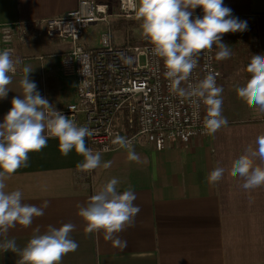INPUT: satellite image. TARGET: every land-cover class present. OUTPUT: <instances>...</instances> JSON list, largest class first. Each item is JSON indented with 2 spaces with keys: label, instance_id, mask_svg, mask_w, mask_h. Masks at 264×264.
<instances>
[{
  "label": "crops",
  "instance_id": "crops-1",
  "mask_svg": "<svg viewBox=\"0 0 264 264\" xmlns=\"http://www.w3.org/2000/svg\"><path fill=\"white\" fill-rule=\"evenodd\" d=\"M78 2L0 0V24L61 16L76 8ZM223 2L234 17L254 29L257 55H264V0ZM192 11V17L204 15L202 7ZM113 22L117 26L126 24L123 18ZM93 26L80 40L87 47H96L90 38ZM130 30L134 37L143 34L141 25ZM72 46L70 39H51L44 33L18 45L19 54L28 57L24 67L33 70L29 80L53 107L64 105L58 103L56 93L62 82L69 80L63 72L62 55ZM24 75H12L7 97L0 98V123L12 108L13 98L23 99L20 81ZM221 85L228 127L185 142L153 138L140 142L133 146L137 161H129L123 148L101 152L102 164L111 161V165L92 170L88 178L76 167L84 157L74 149L62 155L58 139L49 138L47 147L29 153L28 166L11 175L5 189L22 191L24 203L40 207L47 201L49 206L31 226L17 224L0 234V243L5 238L15 239L23 249L36 229L43 234L49 225L59 228L71 223L75 228L70 237L78 248L64 255L61 264H264V187L244 189V180L229 174L218 182L208 179L215 167L230 168L246 149H257L256 138L264 134V111L250 107L238 96L236 87L240 85L223 79ZM85 145L88 147L86 137ZM255 159L264 166L258 156ZM112 178L120 181L118 191L130 188L134 192V204L141 209L132 226L114 234V238L127 241L123 248L105 239L103 231L87 233L86 222L78 215L77 206H86L89 198ZM20 259L17 253L0 250V264H19Z\"/></svg>",
  "mask_w": 264,
  "mask_h": 264
},
{
  "label": "clouds",
  "instance_id": "clouds-1",
  "mask_svg": "<svg viewBox=\"0 0 264 264\" xmlns=\"http://www.w3.org/2000/svg\"><path fill=\"white\" fill-rule=\"evenodd\" d=\"M197 7H202L204 15L191 19L192 10ZM136 17L142 20L143 35L153 45L152 54L163 59L164 76L170 89L197 109L200 103L205 106V132L214 135L221 128L228 127V119L222 114L224 89L217 85L213 73H207L195 84L182 85L189 81L198 66L202 50H211L215 45L218 49L216 59H229L231 49L222 42V35L247 30V22L234 17L232 9L225 6L223 0H139ZM19 63L18 59L12 58L9 50L0 51V98L7 97L8 85L12 82L10 73L15 74ZM31 71L30 67L23 68L25 75L20 81L23 99L13 98L12 108L4 117V122L0 123V234H6L17 224L31 226L33 219L43 216L49 206L47 201L40 207L24 203L22 191L5 190L7 179L21 167L28 166L29 153L47 147L49 138L58 139L62 155L67 156L74 149L84 157L83 162L76 166L78 171L91 172L101 166L107 169L111 165V161L102 164L101 152L86 147L85 137L92 136L93 130L78 126L55 110L36 90L37 85L29 80ZM247 72L251 78L246 85L237 86L236 92L250 107L258 106L264 111V55L252 56ZM112 143L127 150L129 161L138 160L129 139L116 135ZM256 145V150L251 147L246 149L245 154L235 159L230 168L215 167L208 176L209 181L218 182L229 174L241 177L244 189L264 187V166L255 159L258 156L264 161V134L256 138ZM119 184L117 178L110 179L89 198L86 206L77 207L78 215L86 222L87 233L103 231L105 239L123 248L127 246V241L114 238V234L132 226L141 209L134 204L137 198L134 192L130 188L118 191ZM74 228L73 224L66 223L59 228L49 225L43 234L36 229L23 249L17 246L15 239L5 238L0 243V250L17 253L21 257L19 264H61L64 255L78 248V243L70 237Z\"/></svg>",
  "mask_w": 264,
  "mask_h": 264
},
{
  "label": "built area",
  "instance_id": "built-area-1",
  "mask_svg": "<svg viewBox=\"0 0 264 264\" xmlns=\"http://www.w3.org/2000/svg\"><path fill=\"white\" fill-rule=\"evenodd\" d=\"M137 8V0H79L76 8L61 16L0 24V51L9 50L12 58L20 61L15 74L10 75L23 73L28 58L19 54L20 43L41 33L51 39L72 41V48L62 55V67L64 74L75 80L76 99L53 108L78 126L93 130L86 140L94 152L122 149L112 143L116 135L129 139L132 146L152 138L185 142L208 135L203 125L205 106L200 103L197 109L170 89L163 59L152 54L153 45L114 41L112 21L135 17ZM99 23L106 25L100 44L83 45L80 40L87 29ZM216 52L215 45L211 50H202L198 66L182 86L195 84L209 72L222 86ZM91 174L85 172L87 178Z\"/></svg>",
  "mask_w": 264,
  "mask_h": 264
},
{
  "label": "rangeland",
  "instance_id": "rangeland-1",
  "mask_svg": "<svg viewBox=\"0 0 264 264\" xmlns=\"http://www.w3.org/2000/svg\"><path fill=\"white\" fill-rule=\"evenodd\" d=\"M196 17L197 16L191 17V19H195ZM199 17L202 18L203 16ZM130 19H137V17L135 16ZM239 20L243 21V19ZM113 21L111 24V30L114 39L119 43L120 40L123 42H129V40L136 42H150V40L145 38L143 34H141L142 36L138 35V37H134L131 33L132 30H130L131 26H117L116 24H113ZM129 21L130 20H125L126 23ZM105 26L106 25L104 23H99L96 26H93V31L91 32L90 36L92 45L96 47L99 45L100 35L101 32L105 30ZM222 42L229 46L232 54L229 59L219 61V68H221V70L219 69V74L221 75V79H223L224 82L229 81L240 86L246 85L247 80L251 78V74L247 72V65L250 63L252 56L257 55V42L254 29H250V27L247 25V30L243 32L237 31L235 33H225L222 35ZM74 85L75 80L70 77L69 80H64L62 82L61 88L56 93V97H59V104H65L66 102L68 103L71 100L76 99ZM236 106L237 104H234V107Z\"/></svg>",
  "mask_w": 264,
  "mask_h": 264
},
{
  "label": "trees",
  "instance_id": "trees-1",
  "mask_svg": "<svg viewBox=\"0 0 264 264\" xmlns=\"http://www.w3.org/2000/svg\"><path fill=\"white\" fill-rule=\"evenodd\" d=\"M123 18V17H122ZM124 21L125 20H130L128 23H126L125 25L123 26H131V27H134V26H137V25H141L142 24V20H137V19H129V18H123ZM136 42V41H135ZM137 43H141V44H146V43H151V42H145V41H137Z\"/></svg>",
  "mask_w": 264,
  "mask_h": 264
}]
</instances>
